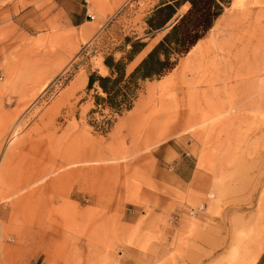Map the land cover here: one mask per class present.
I'll use <instances>...</instances> for the list:
<instances>
[{
	"label": "rangeland",
	"instance_id": "rangeland-1",
	"mask_svg": "<svg viewBox=\"0 0 264 264\" xmlns=\"http://www.w3.org/2000/svg\"><path fill=\"white\" fill-rule=\"evenodd\" d=\"M162 1L80 0L93 19L71 27L54 0H0V264H39L45 246L43 264L126 246L142 253L137 264H264V69L223 85L219 56L233 51L218 46L195 78L165 84L171 69L143 81L121 114L87 88L91 73H108L106 56L127 53V38L146 43L127 71L158 42L146 20ZM247 11L262 34L264 0H231L205 39L226 42L235 28L220 23L240 25ZM163 143L190 153L183 186L153 176ZM127 220L135 226L116 241L93 228Z\"/></svg>",
	"mask_w": 264,
	"mask_h": 264
},
{
	"label": "trees",
	"instance_id": "trees-1",
	"mask_svg": "<svg viewBox=\"0 0 264 264\" xmlns=\"http://www.w3.org/2000/svg\"><path fill=\"white\" fill-rule=\"evenodd\" d=\"M230 1L164 0L160 2L146 20L149 27L147 32L161 29L177 13L181 5L188 3L189 6L130 71H127L126 66L146 45L140 38L135 40L127 38L130 48L120 58L115 59L113 55L104 58L103 63L108 73L106 75L91 73L87 81L88 89L96 84L101 92L95 95V104L117 114L131 111L141 83L164 76L171 69L175 70L174 66L178 59L189 54L197 42L213 27V21Z\"/></svg>",
	"mask_w": 264,
	"mask_h": 264
},
{
	"label": "crops",
	"instance_id": "crops-1",
	"mask_svg": "<svg viewBox=\"0 0 264 264\" xmlns=\"http://www.w3.org/2000/svg\"><path fill=\"white\" fill-rule=\"evenodd\" d=\"M79 1L80 0H54L56 12L61 14L63 23H65L67 26L79 27L90 22L88 18L89 15L91 14L89 12L88 6L78 3ZM216 19L213 21V25H212L213 27H211L207 31V33L209 31L214 30L216 25L220 22V21L217 22ZM87 28H88L87 31L92 30V26L90 25L87 26ZM168 29L156 33V34L159 33L162 34L159 40L162 38V36L165 34V32ZM156 34L152 35L151 37H154ZM208 39L209 38L205 39V36L202 37L190 52H193V50L197 48L201 40L204 41ZM190 52L187 55V57L186 56L185 58L183 57L182 60L190 57L191 55ZM162 82L164 83V81ZM139 113H135V115L133 114L129 116L126 119V122L129 123L130 121H132L131 119H133ZM151 155H152L153 176L155 177L156 181L162 183L169 182L171 185H175V186L176 184L183 186V184H186L187 181L191 179L194 172V168H193L192 158L187 150H181L172 145H165L163 143V144H159L156 148H154L151 152ZM135 224L136 222L134 220H129V221L127 220V221H121L119 224L116 223L114 227H111V226H106L109 225V223L102 222L100 223V225L102 226H97L93 228L99 230H103V229L106 230V231H98L96 232V234L102 237L104 236L106 238L111 237V239H115L116 241L119 239H123L124 235L127 234L126 230L131 229L132 227L135 226ZM42 250L45 251V254L48 256L43 257L42 255L39 264H43L44 261L50 259L48 249L46 248V246L43 247ZM123 250L124 251H122L121 254H118L117 257L110 251L109 253L84 252L80 255V258L77 259L86 262L85 264H137L135 261L139 258V256H142V253L140 251L129 246L124 247Z\"/></svg>",
	"mask_w": 264,
	"mask_h": 264
},
{
	"label": "bare ground",
	"instance_id": "bare-ground-1",
	"mask_svg": "<svg viewBox=\"0 0 264 264\" xmlns=\"http://www.w3.org/2000/svg\"><path fill=\"white\" fill-rule=\"evenodd\" d=\"M257 18L258 16L255 18L253 17L252 20L251 12L247 11L242 15L240 19V25L239 22L220 23V26L225 25V27L232 26L235 28V31L232 33L230 38L223 44H219L217 40L214 39V36L208 40H201L202 42L200 41L197 48H195L193 52H190V57H188L185 62L180 65V68L175 69L169 76L164 77L165 84L171 80H184V75L190 72L195 75V78L198 73H201V69L204 64L203 62H205L207 59L206 57L208 56L207 54L210 52V50L214 51V49L218 48V46L223 48L224 55L226 52L229 54L231 51H233L231 55H229L231 57L233 56V58L228 56L227 60H225L224 56L220 54L219 57L221 60L219 67L216 68V72L218 73L214 74L217 77V81L220 80L224 83L223 85H227L226 80L229 81L238 79L246 81L249 78H245L246 74L247 76H249V74L250 76L254 74L260 77L263 74L262 70L264 69V31L262 34L259 33L260 35L256 34L254 30L255 28H251L252 22L250 23V21H254ZM252 25L254 26V24ZM228 61L230 62L229 64L227 63ZM205 101L207 100H204V102Z\"/></svg>",
	"mask_w": 264,
	"mask_h": 264
},
{
	"label": "water",
	"instance_id": "water-1",
	"mask_svg": "<svg viewBox=\"0 0 264 264\" xmlns=\"http://www.w3.org/2000/svg\"><path fill=\"white\" fill-rule=\"evenodd\" d=\"M179 17H180V15H178L175 19L171 20V21H170L168 24H166L163 28H161V29H159V30H156V31L152 32L150 36H152V35H154V34L160 32V31H163V30H166V29L170 28V27H171V26L177 21V19H178Z\"/></svg>",
	"mask_w": 264,
	"mask_h": 264
},
{
	"label": "built area",
	"instance_id": "built-area-1",
	"mask_svg": "<svg viewBox=\"0 0 264 264\" xmlns=\"http://www.w3.org/2000/svg\"><path fill=\"white\" fill-rule=\"evenodd\" d=\"M89 18H90V19H93V16H92V15H89Z\"/></svg>",
	"mask_w": 264,
	"mask_h": 264
}]
</instances>
